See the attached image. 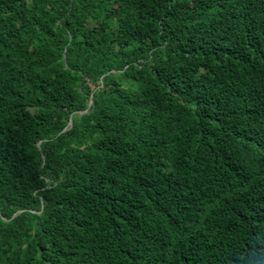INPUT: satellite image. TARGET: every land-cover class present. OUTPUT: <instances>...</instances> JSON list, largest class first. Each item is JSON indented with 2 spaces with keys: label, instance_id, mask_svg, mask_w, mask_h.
<instances>
[{
  "label": "trees",
  "instance_id": "16d2710c",
  "mask_svg": "<svg viewBox=\"0 0 264 264\" xmlns=\"http://www.w3.org/2000/svg\"><path fill=\"white\" fill-rule=\"evenodd\" d=\"M0 264H264V0H0Z\"/></svg>",
  "mask_w": 264,
  "mask_h": 264
},
{
  "label": "clouds",
  "instance_id": "9594fccd",
  "mask_svg": "<svg viewBox=\"0 0 264 264\" xmlns=\"http://www.w3.org/2000/svg\"><path fill=\"white\" fill-rule=\"evenodd\" d=\"M123 65H119V68H121ZM116 72V71H113ZM35 211V210H34ZM74 210L70 209L68 207H64L61 210H52L49 209L47 212V209L44 207L41 208L40 211H35V213H37L38 215H41L47 212L46 217H47V222L49 223V225L55 227L56 225H59L65 217H61L60 215H65V214H71ZM82 234V225L73 233V235H75L76 237H81Z\"/></svg>",
  "mask_w": 264,
  "mask_h": 264
}]
</instances>
